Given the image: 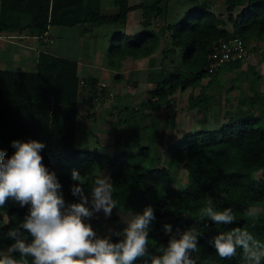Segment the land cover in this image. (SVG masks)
Listing matches in <instances>:
<instances>
[{"label":"trees","instance_id":"16d2710c","mask_svg":"<svg viewBox=\"0 0 264 264\" xmlns=\"http://www.w3.org/2000/svg\"><path fill=\"white\" fill-rule=\"evenodd\" d=\"M212 1L111 0L114 11L106 12L102 0H0V35L43 38L50 27H78L83 44L90 43L97 26L125 24L129 14L140 9L142 28L131 34L121 28L113 34L105 57L112 69H119L128 58H147V80L154 85L141 92L137 105L126 101L131 94H116L112 107L118 112L109 120L114 129L111 150L91 147L88 139L98 141V136L84 122L79 95L88 83L96 97L98 80L88 75L81 78L76 59L40 49L30 68H0V149L11 156L13 140L43 142V162L55 171L66 202L77 199L71 193L76 183L71 179L73 170L91 183L104 167L118 202L110 220L120 221L118 209L134 214L153 207L156 219L149 228V251L154 255L167 245L169 236L163 228L171 224L173 232L192 229L201 233L198 250L192 253L196 264H246L242 250L231 260L220 259L210 241L219 232L241 227L264 242V212H257L255 220L245 218L252 206L264 203V89L256 87L263 78L262 62H249L264 43V0H217L225 6V17L212 10ZM233 37L242 40L248 57L211 68L208 55L213 45ZM238 68L251 78L243 96L232 105L231 91L240 88ZM224 71L237 74L230 76L233 82L222 97L212 87ZM114 78L131 81L123 72ZM131 83L137 85L135 80ZM187 88L196 91L189 95L190 107L206 122L212 121L208 127L185 132L162 161L157 132L174 124L168 107ZM100 90L101 95L108 93L104 86ZM93 115L94 109L88 117ZM181 167L187 176L184 184L178 176ZM255 174L260 175L256 178ZM209 198L217 210L231 208L236 222L223 226L201 220L199 213ZM28 211L29 206L12 200L0 208V254H6L14 242L7 232L18 227ZM121 233L113 231L108 238L117 242ZM25 235L30 242V235Z\"/></svg>","mask_w":264,"mask_h":264},{"label":"clouds","instance_id":"9594fccd","mask_svg":"<svg viewBox=\"0 0 264 264\" xmlns=\"http://www.w3.org/2000/svg\"><path fill=\"white\" fill-rule=\"evenodd\" d=\"M12 147L11 156L0 149V208L12 200L29 206V211L18 227L7 232L14 242L6 254H0V264H137L141 260L144 264H196L192 253L198 250L201 233L192 229L173 232L171 224H165L167 245L159 255L149 251V228L156 219L152 206L123 218L126 226L117 242L98 236L87 221L100 212L110 218L117 207L110 177L101 172L88 183L73 170L71 179L76 183L71 193L77 199L66 202L55 171L43 162L45 144L35 139L13 140ZM199 215L214 225L236 222L231 208L217 210L211 198ZM245 218L257 219L256 210L247 211ZM210 243L222 260H231L242 250L246 264H264V242L246 228L219 232Z\"/></svg>","mask_w":264,"mask_h":264},{"label":"rangeland","instance_id":"374dc122","mask_svg":"<svg viewBox=\"0 0 264 264\" xmlns=\"http://www.w3.org/2000/svg\"><path fill=\"white\" fill-rule=\"evenodd\" d=\"M139 1L141 0H129V3H137ZM102 3H103L104 11L106 12L114 11V8L111 4V0H102ZM212 10L215 11V13H223L224 17L226 15L225 6L221 4L220 2L218 3L217 0L212 1ZM141 20H142L141 10L135 9L129 14L128 20L125 24L101 25V26H97L96 28H94L92 38L90 39V43L88 42L84 43L80 47V45L78 44L80 42H77L74 40L69 41L67 44V46L71 50V54H69V57L82 58L83 63H81V65L88 66V69L86 70H85V67L82 68L79 71V74L85 75V73L89 71L91 72L89 74L92 75V73L98 69L97 67L95 68L93 64L90 65V62L93 63V61L88 62L89 57H91L90 53H93V57H95V60H97V63L100 62L102 58L106 66L107 59L105 57V54H106L105 50L107 49L106 47L109 45L110 37L113 34L119 32L121 28L123 30H126V32L129 34H131L132 32H136L137 30H140L142 28ZM71 35H77V30L75 32L73 31ZM4 37H6L7 39L14 38L15 41L19 43L23 42L24 44L27 43V45L28 43L32 44L33 42V40L31 39H29V41L26 42L23 39H16L17 37L15 38L14 36L13 37L4 36ZM24 37H27V36H24ZM58 43L59 42L57 41V39H55V44L57 45ZM101 46H104L105 48L102 49ZM2 49H3V45L1 42L0 43V55L2 53L1 52ZM97 49L99 51H97ZM158 52L155 54H158ZM158 58H159L158 56H156L155 58L157 62H158ZM2 60L4 62L5 59L2 58ZM256 61L262 62L260 69H261V73L263 76L262 80L258 82V85H256V87H260L261 89H264V43H261V45H259V47L256 49V53L255 54L253 53V55H251L249 58L250 63H255ZM31 66L32 65L27 66L26 64L25 68H30ZM108 69H110V72L107 75L108 79H103L104 76H103L102 70L98 74L99 76L103 77V78L102 77L99 78L101 79V81H98L96 85L97 90L100 91L98 92V95L96 97H93L91 93L85 94L83 95L82 100H80L81 103H79V108L81 110V114L83 115L84 122L87 125L92 126L96 135L98 136L97 137L98 141L96 140L95 137H90L88 139V144L91 147L104 146L105 151L111 150V143H112L113 135H114V129L110 125L109 120L113 121L118 112L116 108L112 107V103L116 102L115 95L118 94L120 96H124L125 93L131 94V95L127 94L128 96L126 98L127 99L126 101L127 102L134 101L135 102L134 104L137 105L142 99L141 92L146 89L153 88L154 86L152 83H149V81L147 80V76L149 72L147 58H143L138 61L128 58L122 62L119 69H112V68H108ZM243 70L244 69L238 68V71H240L241 75L237 83H239L240 88L231 91V94L233 95L232 105H235L237 103L238 96L240 97L243 96V91L247 87V84H246L247 78L248 77L251 78V76L249 75L246 77L245 76L246 73ZM118 72L127 73L129 80L131 81L135 80L137 82V85H133L131 81H129V83H126L125 80L122 82H116L114 76ZM104 73L106 75L107 71L105 70ZM236 74H237V71L232 72V73L230 71H224V73L222 74L223 79L220 78L219 79L220 82H218V80L217 81L215 80L212 88L220 90L221 94H223L225 88L229 87L230 84L233 82L230 76L234 78L235 77L234 75ZM207 81H208V77L203 78L202 84L203 85L207 84ZM86 85L90 86V84L88 83ZM104 85H106L108 93L106 95H101L102 92L99 87H102ZM192 92L196 93V91L193 90L192 88H187L185 91L179 92L173 97V103L168 107L167 115L173 119L174 124L171 123L172 126L168 127L167 129H165L162 126L157 132L159 136L158 138L159 144H161L160 147H162L161 156H160L161 157L160 160L162 161H164L165 159L167 160L169 158L168 149L171 148L174 142H177L178 140H180L181 137L185 134V132L193 131L195 128H198L199 126H204V127L210 126L212 119H210L211 121L207 120L206 122L201 117L202 115L197 112L196 108L190 107L188 98ZM222 97H224V94L222 95ZM93 109H94L95 116L93 115L92 117H88V115L91 113V110ZM148 111L151 112V110H145V112H148ZM161 115H162L161 116L162 118L163 114ZM143 139H145V137ZM144 141L146 142L147 140H144ZM155 143L158 144L157 141ZM101 172H104L106 175H108L104 167L99 170L98 174H100ZM259 175L260 174H255V177L258 178ZM178 176L180 178V183L184 184L187 180L186 171L184 168L182 167L180 168ZM177 186H178V183H175V182L172 183L173 188H177ZM251 209H255L256 212H264V203L254 205L251 207ZM118 214H119L120 221L116 224H115V221L110 220L109 218H106L103 212L96 214L90 221H87V222L91 223L92 227L96 230L98 236L109 237L113 231L123 232V229L126 226L123 222V218L129 215L130 212L126 210L118 209Z\"/></svg>","mask_w":264,"mask_h":264},{"label":"crops","instance_id":"0c3cea01","mask_svg":"<svg viewBox=\"0 0 264 264\" xmlns=\"http://www.w3.org/2000/svg\"><path fill=\"white\" fill-rule=\"evenodd\" d=\"M76 30H77V35H71L73 33V31L75 32ZM79 35L80 34H79L78 27H50L48 32H47V35L44 36L43 38H39L36 36L24 37L23 35H10V34L9 35H0V43L2 42V45H3V49L1 51L2 53L0 55V68H3V69L4 68H7V69H25L26 64H27V66H30V65L34 66L36 59H37L38 50H40V49H45V50L53 52L55 54L69 57V54H71V50L67 46L69 41L74 40V41L80 42V43H78L80 45V47L83 44L82 39L80 38ZM4 36H12V37L14 36L15 38L17 37L16 39H23L26 42L29 41V39H31V40H33V42H32V44L28 43V45H27V43H25V44L23 42L19 43V42L15 41L14 38L7 39ZM55 39H57V41L59 42L57 45L55 44ZM23 40H21V41H23ZM103 47L104 46H101L102 49H103ZM97 51H99V50L97 49ZM90 56L91 57H89L88 62L93 61V63L90 62V65L93 64L95 66V68L97 67L98 68L96 70L97 72L94 71L92 73V75L89 74V73H91L89 71L86 72L85 75L79 74V71L82 68L85 67V70H86V69H88V66L87 65H85V66L81 65V63H83L82 58H79V57L75 58L74 57L73 59H76L78 61V75L81 78H84L85 76L88 75V76L96 78L98 81H101V79H99V78L102 76H99L98 74L102 70V73L104 76V78L103 77L102 78L108 79L107 75L110 72V69H108V68H110V67H108L107 61H106V66H105V62L102 58H101L100 62L97 63V60H95V57H93V53H90ZM2 58L5 59L4 62H3ZM70 58H72V57H70ZM105 70L107 71L106 75L104 73ZM106 85H104V87H106ZM89 88H90V86L84 84V87L80 89L79 100H82L83 95L90 93ZM99 88H101V87H99ZM106 91H107V87H106ZM79 103H81V102H79Z\"/></svg>","mask_w":264,"mask_h":264},{"label":"built area","instance_id":"2783aa9c","mask_svg":"<svg viewBox=\"0 0 264 264\" xmlns=\"http://www.w3.org/2000/svg\"><path fill=\"white\" fill-rule=\"evenodd\" d=\"M208 57L211 60L210 67L215 68L231 60L246 58L248 53L243 47L242 40L238 37H233L214 44Z\"/></svg>","mask_w":264,"mask_h":264}]
</instances>
